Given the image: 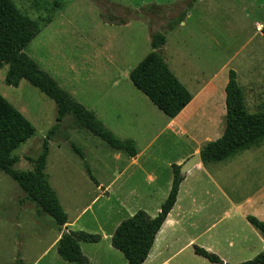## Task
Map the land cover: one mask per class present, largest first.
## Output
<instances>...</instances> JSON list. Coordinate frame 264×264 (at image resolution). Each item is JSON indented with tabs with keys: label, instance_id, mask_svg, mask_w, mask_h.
<instances>
[{
	"label": "rangeland",
	"instance_id": "1",
	"mask_svg": "<svg viewBox=\"0 0 264 264\" xmlns=\"http://www.w3.org/2000/svg\"><path fill=\"white\" fill-rule=\"evenodd\" d=\"M12 1L33 20L48 15L50 0ZM180 15L183 24H176ZM259 24H264V0H64V8L53 13L52 21L24 49L116 138L133 140L138 152L137 161L131 163L127 154L113 151L89 131L77 129L70 115L49 140L45 174L68 217V230L102 236L98 243L80 244L89 264H126L111 246L110 233L138 210L152 218L157 215L169 193L171 165L187 150L180 137L163 129L166 116L129 79L132 69L151 50V33L164 34L165 62L192 91L196 85L188 80V73L206 79L228 66L242 76L250 57L264 61ZM7 71L8 65L0 69V96L35 129L13 153L19 158L15 169L30 171L29 159L38 156L47 133L56 125V106L26 80L17 87L7 86ZM246 109L257 113L248 104ZM85 165L100 187L88 177ZM229 226L219 224L208 232L213 236L222 231L215 236L218 247L211 253L227 264H239L263 251L245 230L237 237L246 236L247 247H229L225 241ZM62 231L52 217L38 215L20 187L0 172V264H71L57 254L56 240ZM205 238L198 243H205ZM143 264L212 263L185 248L174 258L153 254Z\"/></svg>",
	"mask_w": 264,
	"mask_h": 264
},
{
	"label": "trees",
	"instance_id": "2",
	"mask_svg": "<svg viewBox=\"0 0 264 264\" xmlns=\"http://www.w3.org/2000/svg\"><path fill=\"white\" fill-rule=\"evenodd\" d=\"M47 5L48 15L40 20H33L22 13L12 0H0V69L8 65L6 85L17 87L21 80H26L53 100L56 106V125L47 133L38 156L29 159L32 170L19 171L15 169L19 158L13 153L34 135L35 129L20 112L0 96V172L8 175L20 187L26 198L34 203L38 215L47 214L58 227H64L68 223V217L45 174L49 140L64 118L72 116L77 129L89 131L113 151L123 152L130 158L136 157L138 152L133 140L116 138L93 112L73 99L24 52L28 44L40 33L41 27L52 21L53 13L64 8V0H50ZM182 16L177 18L176 24L182 22ZM118 23L124 24L125 21L119 20ZM168 28H171V24H168ZM261 35L264 39V24ZM164 45V34L151 33V50L132 69L129 79L159 111L168 118H174L191 101V94L168 68L162 54ZM224 91L225 128L219 139L208 143L199 152L202 162L221 161L242 146L264 136V112L250 114L246 111L243 93L232 69L228 72V82ZM74 150L83 159L80 150L76 148ZM171 167L172 185L157 215L152 218L145 211L138 210L122 221L111 234V246L123 255L126 264H143L146 261L158 232L176 203L179 186L184 178L179 175L180 166ZM85 169L91 181L98 186L86 165ZM247 221L264 237V222L251 216L247 217ZM100 240L101 236L98 234L69 230L57 241V254L63 261L71 264H88V259L81 252L80 244H94ZM193 250L195 255L212 264H227L217 255L202 248L194 246ZM239 264H264V251L253 260Z\"/></svg>",
	"mask_w": 264,
	"mask_h": 264
},
{
	"label": "crops",
	"instance_id": "3",
	"mask_svg": "<svg viewBox=\"0 0 264 264\" xmlns=\"http://www.w3.org/2000/svg\"><path fill=\"white\" fill-rule=\"evenodd\" d=\"M262 25H257L260 35ZM257 57H250L245 62L242 76L236 70L234 72L243 93L245 109L248 104L251 112H264V61ZM228 68L220 69L206 79L184 72L188 73V80L196 85V89L191 91L184 86L190 91L191 101L174 118L166 117L163 125V129L168 130L172 137H180L187 144V150L172 165L181 166L188 158L199 154L208 143L222 136L226 124L224 89L228 82ZM137 159L138 154L131 158V163ZM149 179L152 180V177L149 176ZM172 181L173 171L168 178V191ZM97 184L96 187H100ZM248 216L264 222V136L242 146L221 161H200L186 173L180 183L176 203L158 232L148 258L153 254L174 258L185 248L193 250L194 246H200L210 253L216 252L215 236H220L222 231L213 236L208 232L219 224L230 225L227 229L229 239H225L229 247L247 245L245 241L249 239L246 236L237 237L239 231L245 230L258 240L264 251V237L247 221ZM207 221L204 227L200 225ZM238 225L244 226L243 229L238 230ZM68 227L67 223L56 242L64 232L69 231ZM204 236L205 243H198ZM235 239L240 242L234 243Z\"/></svg>",
	"mask_w": 264,
	"mask_h": 264
},
{
	"label": "water",
	"instance_id": "4",
	"mask_svg": "<svg viewBox=\"0 0 264 264\" xmlns=\"http://www.w3.org/2000/svg\"><path fill=\"white\" fill-rule=\"evenodd\" d=\"M201 159L199 154H194L190 158H188L181 166H180V171L179 175L180 177L184 178L186 176V173L195 165L200 163Z\"/></svg>",
	"mask_w": 264,
	"mask_h": 264
}]
</instances>
